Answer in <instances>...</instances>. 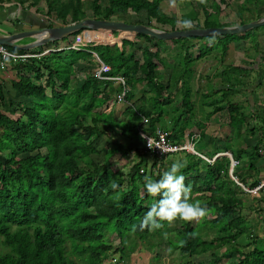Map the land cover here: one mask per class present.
Segmentation results:
<instances>
[{"label":"trees","instance_id":"16d2710c","mask_svg":"<svg viewBox=\"0 0 264 264\" xmlns=\"http://www.w3.org/2000/svg\"><path fill=\"white\" fill-rule=\"evenodd\" d=\"M25 1L19 0L17 5L22 6ZM31 1V7H37L40 0ZM165 1L107 0L102 6L99 0H90V10L96 20L145 24L156 29L168 26L169 31H176L177 23H180L181 30L219 28L223 25H216L211 19L219 17L221 6L233 0H219L217 3L207 0L206 4H200L204 14L202 23L195 11L179 19L168 17L162 10ZM45 4L47 28L54 27L57 22L65 26L87 18L82 0H45ZM132 15L138 20L131 21ZM184 21H191L192 27H185ZM89 32L99 36L102 44L95 45L96 39L80 50L70 48V39L81 33L78 32L67 38L70 42L66 43V49L38 58L11 60L9 68L0 71V245L3 248L0 264H105L111 251L118 252L119 260H123L137 241L149 250L166 245L170 252L178 251L188 256V260L180 264H193L192 258L203 255L209 257L206 262L194 264H264V237L253 234L243 212L246 209L259 212V209L246 204L243 197L250 194L229 177L227 157L217 158L209 164L190 153L177 154L182 155L181 162L186 163L178 174L185 176L186 185H191V200H199L209 209V215L201 219V228L205 234L212 233L214 237H201L195 230L198 222L182 220H177L180 222L177 229H170L165 222L159 230L140 231L137 227L135 232L132 231V225L138 226L146 212L160 199L147 194L145 176L158 180L171 167L169 156L161 161L154 157L150 167L140 158L146 153L142 135L152 137L160 129L167 134L168 140H175L173 132L163 129L162 107L168 103V83L160 82L157 74V68L164 63L158 47L161 41L143 35L134 38ZM253 32L255 30L215 37L213 44L225 54L229 43L244 40ZM117 35L115 43L109 44L110 38ZM211 38L172 42L183 45L186 49L184 58L190 62L187 51L191 42ZM57 44L50 43L31 53L6 49L17 55H39L51 47L58 49ZM210 47H207V53L214 49ZM139 53L141 62L137 60ZM93 54L109 67L105 73L107 77H122L129 86L131 91L125 97L127 104L134 97L132 90L136 84L151 87L154 100L149 103L150 108L143 101L140 106L136 102L123 105L122 112L115 107L108 113L102 112L101 109L120 91V86L112 87V83L95 78ZM82 72L85 73L83 80L78 78ZM3 73L11 75L2 78ZM184 73L182 71L181 76ZM7 83L13 96L23 100L6 101L4 90ZM182 88L181 106L190 111L188 80L183 81ZM142 96L145 99V95ZM6 102L15 112L14 117L4 112ZM229 109L230 120L234 117L237 127H241L245 117L238 114L235 104H230ZM121 116L126 121L119 122ZM115 136L123 137L127 142L128 146L121 154L123 157L131 150L130 146H143L142 153L135 150L139 160L126 173L122 167L114 169L117 163L114 157L120 149L107 146L108 138ZM105 139L101 145L100 140ZM263 151L264 136L250 149L246 163L248 170L257 171L254 165L263 157ZM241 155V152L232 154L239 162L232 176L245 188L252 189L260 182L255 180L248 184L243 180L239 172ZM113 181L119 185L117 190L109 186ZM256 201L263 204L262 213L258 215L264 228V191L259 193ZM113 235L119 245L115 249L110 242ZM173 235L177 241L173 240ZM231 253L237 256L234 262L227 258Z\"/></svg>","mask_w":264,"mask_h":264},{"label":"crops","instance_id":"0c3cea01","mask_svg":"<svg viewBox=\"0 0 264 264\" xmlns=\"http://www.w3.org/2000/svg\"><path fill=\"white\" fill-rule=\"evenodd\" d=\"M213 1L217 3L219 0ZM18 2L19 0H0V34L10 35L46 27L45 0H40L37 7H31V0L25 1L22 6H18ZM249 2H254V0H233L227 5L221 6V14L219 15L221 25L223 27L240 26L242 21H244L242 24H246L264 17V0H262V7L257 11L253 12L252 7L249 6L245 8V14L242 17L239 16L240 5H247ZM169 3L172 5L171 0L164 2V4ZM179 3L183 5L185 10L180 12L172 11L171 13L165 12L163 7L162 10L168 17L173 16L172 18H175L177 16V19L195 11L198 14L200 23L203 22L204 14L200 3L196 7L195 0H176L174 9ZM206 10L210 12L208 5H206ZM130 19L131 21H137L138 17L134 20L133 16H131ZM58 26L62 25L55 24L54 27ZM166 27H158V29L169 31V27ZM176 28L177 30L182 29L180 23H177ZM86 33H89L88 36L86 34L75 36L82 41L80 48L86 46L89 41L100 38L95 36L93 32L86 31ZM32 41L33 39L31 38L24 39L18 44H27ZM101 42L98 39L95 45L102 44ZM161 42L158 43L160 56L162 59L165 56L167 57V67L161 64L157 68V74L160 82L168 83L166 93L168 103L167 107L162 111L164 117L163 129L169 133L173 132V137L178 142L189 141L194 147H200L196 152L211 160L209 164H212L214 160L220 157H227L230 162V157L233 158L232 154L235 155L241 152L242 155L239 159L241 170L239 172H241L243 180H246L248 184L255 180L259 182L264 180V151L261 152L263 157L255 162L254 166L257 171L254 169L248 170L249 168L242 169L243 165L247 163L250 149L256 146L262 136H264V128L262 127V120H264V31L250 34L244 40L229 43L225 54H222L221 49L216 44H210L209 41L194 40L187 51V58H189L190 62L184 58L186 49H183L181 43L172 41ZM61 43L58 42V49L54 47V50L50 51L55 52L63 49ZM113 43L115 41L109 40V44ZM210 46L214 49L207 53V47ZM139 55L137 60L141 62L142 59ZM94 64V66H97L95 62ZM94 71L95 69H93V74ZM182 71L185 72L184 76H181ZM81 75L82 78H78L83 80L85 78L84 72ZM184 80H188L191 89L192 108L190 111L181 106L182 83ZM110 83H112V87H119L116 82ZM150 89L151 87H147L142 83L136 84L132 90L134 97L129 104L126 102L116 104L114 102L116 94H114L112 100L101 111L108 113L113 107L117 106L119 107L117 109H121L122 112L123 105H130L136 102L140 106L143 101L149 109V103L154 100ZM130 91L131 89L129 88ZM257 92L262 93L257 94ZM142 95H145L147 100L149 97L151 98L147 101L142 99ZM230 104H235L239 109L238 114L245 117V123L241 127H237V120L234 117L232 120L229 118ZM206 107L209 110H206ZM118 121L124 122L126 119L121 116ZM251 130L252 132L249 133ZM122 138H119L121 143L115 148H122L123 152L125 150L123 148L128 145L126 141H121ZM227 147H229V150ZM130 148L131 150L127 156L130 154L136 156L138 161L139 158L135 150L142 153V144H137L136 147L130 146ZM119 155L121 154L119 153ZM151 156L144 155L143 157L140 156V158L146 160L145 158L149 157L152 159L153 157ZM182 160L183 156L178 155V158L175 157L169 161L172 164L175 161ZM228 174L231 178L230 168ZM235 179L238 182V179Z\"/></svg>","mask_w":264,"mask_h":264},{"label":"rangeland","instance_id":"374dc122","mask_svg":"<svg viewBox=\"0 0 264 264\" xmlns=\"http://www.w3.org/2000/svg\"><path fill=\"white\" fill-rule=\"evenodd\" d=\"M82 1H83L84 11L86 13V17L92 18V13H91V10H90V7H91L90 0H82ZM261 1L262 0H254V2H251V3L249 2L247 5H240L239 16L242 17L245 14V8H247L249 6L252 7L251 9H252L253 12L257 11L260 7H262V2ZM195 2H196L195 3L196 7H198L199 4H198L197 0H195ZM99 3H100V5L104 6L105 4H107V0H99ZM162 7H163V10L165 12L168 11L170 13L172 11H179L180 12L181 10H185L183 5L180 4V3L176 5L175 9H174V6L171 5V3H169V4H164L163 3ZM132 16H133V18L135 20L136 19V17H134L135 15H132ZM141 16H142V19H144L143 18V16H144L143 13H142ZM172 17L173 16H171V18ZM189 17H192V14L189 15ZM176 18H177V16H175V19ZM211 22L215 23L216 25H220L221 24L219 17L212 18ZM56 24L61 25L59 22H57ZM254 30H257V31H255L252 34H256L257 32H262V31H264V28L259 27V28H256ZM81 34H86V36H88L89 33H86V31H84V32L80 33V35ZM80 35H78V36H80ZM76 37H77V35H76ZM76 37H73V38L70 39L71 42H72V45L80 46L82 41L79 40V37L78 38H76ZM117 38H118V35L117 36H112L110 38V40L111 41H116ZM67 42H70L69 39H67L66 41L61 43V46H62L63 49H66L65 45H66ZM160 43H162V42H160ZM52 49L54 50V47H51L50 50H52ZM46 51H48V50H46ZM92 59L95 60L96 64H98V60H97V57L95 55H93ZM166 59H167L166 56L163 57V59H162L164 61L163 65L165 67H167ZM94 69L96 71L97 70V66H95ZM95 71H94V74H95ZM81 74L82 73H80L78 75V77L82 78ZM10 75H11L10 73H6V76H5V74H3L2 78H5V77L8 78ZM6 82H8V81H6ZM5 86H6V88H5L4 92H5V96H6V101L11 100L12 102H18V100H23V99H17V98H15L13 96V93L10 91V86H9L8 83ZM259 93H262V92H257V94H259ZM7 103L8 102H6V108H4V112H6V113H8V114H10L11 116L14 117L16 114H15V112L12 109L9 108ZM155 106L159 107V105H155ZM166 107H167V105L163 106L162 110L164 108H166ZM115 108H119V107L116 106ZM206 110H209L208 107H206ZM116 111H118V110H116ZM119 138L116 137V136L108 138V140H107L108 148L109 147H118L120 145V143H121ZM104 141L106 142V139L103 140V141L100 140V144L102 145L104 143ZM121 141L123 142V141H126V140L122 138ZM199 148L200 147H194L195 150H199ZM119 153L122 154V149L121 148H120V152ZM144 155L145 156L146 155L150 156L151 154L145 153ZM151 157H153V156H151ZM175 157L178 158V155H171V156H169L168 159H174ZM114 159L117 161V163L114 165V169L122 167V168H124L123 169L124 173H126L128 171V169L135 162H137L136 156H133L131 154L128 155V156L126 155L124 157L119 155V154H117L114 157ZM145 159H146L148 167H150L152 162L154 161V157L152 159L149 158V157H147ZM243 167L247 168V164H244ZM247 197L246 196L243 197V199L246 202V204H250L253 207H255L256 209H259V212L254 211V210L246 209V210L243 211L244 212V216H245V218H246V220H247V222L249 224V227L251 228V231L253 232V234L256 237H264L263 224L260 221L261 220L260 216L258 215L262 211V210H260V208H262L263 204H261V203L259 204L258 201H256V199L259 198V194L258 195H251L250 194V196H247ZM258 205H260V206H258ZM179 223L180 222L177 221L175 226H169L170 229L171 228L177 229L179 227ZM198 223H199V225H198V227H196L195 230L197 231V233H200L201 237L204 236L205 239L214 237V235H212V233L205 234L204 230L201 228L202 227V221L201 220ZM201 233H203V234H201ZM243 239H245V238H242L241 240H243ZM173 240L174 241L178 240L175 235H173ZM173 240H171L170 243ZM110 242L113 245L114 249L119 246L118 245V239L114 235L110 237ZM127 244L130 246L129 242H127ZM243 245H244V243H243ZM245 248H246V250L250 249V247H244V249ZM223 250L224 249H222L221 251H223ZM2 251H3V248L0 245V252H2ZM155 258H157V260H155ZM207 258H209V257L206 256V255H203V256H201L199 258H192V263H193V261H194V263H197L198 261H203V262L205 261L206 262ZM227 258L231 262H234V261L237 260V256H236L235 253H231V254L227 255ZM119 259H120V254L118 252L111 251L109 256L107 257V259L105 261V264H180V263H185L188 260V256H183L178 251L170 252V250L168 249V247L166 245H162L161 247H156V248H154L152 250H149L146 247V245H143L141 242L137 241L136 245L130 250L129 254L123 260H119ZM223 262H224V260H223Z\"/></svg>","mask_w":264,"mask_h":264},{"label":"water","instance_id":"95a60500","mask_svg":"<svg viewBox=\"0 0 264 264\" xmlns=\"http://www.w3.org/2000/svg\"><path fill=\"white\" fill-rule=\"evenodd\" d=\"M263 26L264 17L240 26L164 31L144 24H130L117 20L107 21L85 18L84 20L71 25L51 28L45 27L34 31L18 32L10 35L0 34V45L24 52H30L40 49L50 43L62 42L64 39H67L78 32L82 33L84 31L115 33L121 36L132 37L136 35H143L157 41H176L187 38H209L239 35ZM29 38L33 39V41L27 44H18V42ZM50 52L51 51H46L44 52V55L49 54ZM94 55L96 56V54ZM232 173L233 170L230 168V176H232Z\"/></svg>","mask_w":264,"mask_h":264},{"label":"clouds","instance_id":"9594fccd","mask_svg":"<svg viewBox=\"0 0 264 264\" xmlns=\"http://www.w3.org/2000/svg\"><path fill=\"white\" fill-rule=\"evenodd\" d=\"M171 2L175 6L176 0H171ZM197 2L206 4L207 0H197ZM183 23L185 27H192L191 21ZM214 40L215 37L211 38L209 43H213ZM148 147L151 148V145ZM184 167H186L185 162L175 161L171 164L170 170L163 172L158 180L145 176L144 188L147 194L154 197L159 196L160 199L146 212L138 226L132 225L133 232L137 230V227L140 231L159 230L164 227L165 222L171 226L177 220L199 222L209 215L206 205H202L199 200H191V185H186L185 176L178 174ZM109 186L113 190L119 188V185L114 181Z\"/></svg>","mask_w":264,"mask_h":264},{"label":"built area","instance_id":"2783aa9c","mask_svg":"<svg viewBox=\"0 0 264 264\" xmlns=\"http://www.w3.org/2000/svg\"><path fill=\"white\" fill-rule=\"evenodd\" d=\"M6 48L7 47L0 45V71L2 72L6 71L9 68V62L11 60L12 61L26 60L27 58H32V57L38 58L44 54L43 53L39 55H32V54L17 55L9 52ZM70 48L79 50L80 46L72 45ZM97 60H98V64H97V70L95 71L94 74L95 78L100 81L116 82L117 84H119L120 91L115 95L114 102L116 104L125 103V97L129 92V87L126 85L124 79L122 77H107L105 73L108 72L109 67L104 65L98 59V57ZM143 122L146 123V120H144ZM142 137L145 141V146H144L145 152L151 154L153 157H156L159 161H161L167 156L177 155L186 152L193 154L197 157H200L201 159L207 161L208 163L211 162V160L197 153L196 150L194 149V145L191 144L189 141H180V142L170 141L167 139V134L160 129H157L152 137H147L145 135H142ZM148 145H151V148H149ZM238 166H239V162L230 157V168L234 170ZM142 172L143 171L141 170V173ZM231 178L238 186H240L248 194L258 195L261 191H264V180L260 181V183L256 187L252 189H248L242 186L241 184H239L233 176H231Z\"/></svg>","mask_w":264,"mask_h":264}]
</instances>
